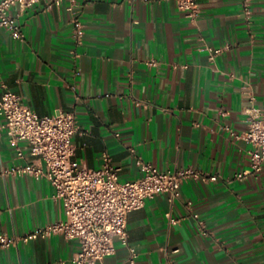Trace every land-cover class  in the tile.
<instances>
[{"label": "crops", "instance_id": "1", "mask_svg": "<svg viewBox=\"0 0 264 264\" xmlns=\"http://www.w3.org/2000/svg\"><path fill=\"white\" fill-rule=\"evenodd\" d=\"M197 4L194 23L175 0L13 6L25 37L0 28V96L18 94L39 117L74 113L79 168L100 169L107 154L121 182L142 175L139 160L217 176L185 180L173 203L161 194L128 215L135 264H264V168L233 179L248 167L249 110H264V0H252L249 19L242 0ZM225 46L209 58L208 49ZM32 160L25 142L0 134V238L17 239L0 247V264H72L75 240L20 239L65 219L47 180L4 172ZM115 249L102 264H129L128 248L115 240Z\"/></svg>", "mask_w": 264, "mask_h": 264}, {"label": "built area", "instance_id": "2", "mask_svg": "<svg viewBox=\"0 0 264 264\" xmlns=\"http://www.w3.org/2000/svg\"><path fill=\"white\" fill-rule=\"evenodd\" d=\"M42 1L45 0H0V28L6 30L12 40L22 42L24 32L9 15V10L19 6L23 11ZM175 2L178 11L194 23L199 15L197 0ZM251 2L242 0L243 14L247 19L251 16ZM227 48L208 49L209 58L213 60ZM0 116L4 120L0 124V134L5 133L13 146L25 142L33 158L31 163L13 166L4 172L47 180L54 190L52 198L60 203L65 217L63 221L46 224L20 239L28 242L59 235L65 240H75L79 243V250L73 255L72 264H102L105 258L115 254V240L128 248V263L135 264L136 253L128 246V215L161 194L173 203L179 198V189L185 180L206 183L217 178L192 168L160 171L139 160L142 175L136 180L121 182L120 169L111 164L107 154L103 156L102 167L97 170L79 168L73 162L75 148L71 140L75 134L81 133L74 113L57 111L53 115L39 117L18 94L5 91L0 96ZM241 137L249 145L248 167L233 175L237 181L256 176L264 168V110L250 108L247 128ZM17 157H22L19 150ZM166 217L171 224L177 223L169 214ZM198 228L205 234L202 222H198ZM16 241L3 236L0 247H8Z\"/></svg>", "mask_w": 264, "mask_h": 264}]
</instances>
